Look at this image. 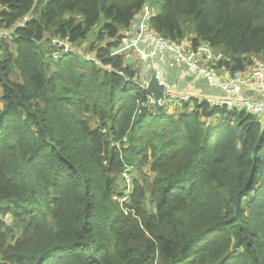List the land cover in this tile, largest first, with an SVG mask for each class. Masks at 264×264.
I'll use <instances>...</instances> for the list:
<instances>
[{"label": "trees", "instance_id": "16d2710c", "mask_svg": "<svg viewBox=\"0 0 264 264\" xmlns=\"http://www.w3.org/2000/svg\"><path fill=\"white\" fill-rule=\"evenodd\" d=\"M147 4L157 35L222 53L216 74L264 61V0H0V264H264L255 117L176 103L133 119L145 92L109 52ZM91 34L102 66L52 57Z\"/></svg>", "mask_w": 264, "mask_h": 264}, {"label": "built area", "instance_id": "2783aa9c", "mask_svg": "<svg viewBox=\"0 0 264 264\" xmlns=\"http://www.w3.org/2000/svg\"><path fill=\"white\" fill-rule=\"evenodd\" d=\"M154 16L149 4L145 5L139 19L134 20L127 30L125 39L121 45L111 50L110 56L126 57V66L138 68L149 66L152 74H155L159 84L164 86L160 97H155L148 90L149 80L141 81L144 99L136 101V109L133 119L145 110L167 109L176 103L202 106L208 105L211 109H226L230 111H245L255 117L261 129H264V61L255 59L253 64L244 72H226L218 69L216 74L214 64L222 59V53L211 47L199 44L195 47L190 42L178 43L166 39L151 31L150 23ZM27 20V19H26ZM21 22L19 26H22ZM13 31L0 29V39L10 41ZM55 50L52 53L54 59H60L61 55H80L85 61L102 66V62L90 53L85 54L68 38L53 40ZM1 55V51H0ZM160 63H168L170 67L180 65L194 71L205 81L209 87L218 88L222 94L219 96H206L196 91H182L173 88L172 84L162 78ZM106 68L111 69L110 66Z\"/></svg>", "mask_w": 264, "mask_h": 264}, {"label": "crops", "instance_id": "0c3cea01", "mask_svg": "<svg viewBox=\"0 0 264 264\" xmlns=\"http://www.w3.org/2000/svg\"><path fill=\"white\" fill-rule=\"evenodd\" d=\"M133 67L138 79L150 80L153 75L149 66L138 68V63H135ZM160 67L162 69V78L171 83L175 89L196 91L206 96H219L222 94L220 89L209 87L205 81H201V77L197 73L187 69V67H182L180 65L170 67L168 63H160ZM219 76H221V74Z\"/></svg>", "mask_w": 264, "mask_h": 264}, {"label": "rangeland", "instance_id": "374dc122", "mask_svg": "<svg viewBox=\"0 0 264 264\" xmlns=\"http://www.w3.org/2000/svg\"><path fill=\"white\" fill-rule=\"evenodd\" d=\"M151 6V5H150ZM151 11H153V7L151 6ZM152 31V30H151ZM153 32V31H152ZM94 40H95V36L93 35V34H91V35H89V37H88V43H85V44H78L77 45V47H79L81 50H82V52L83 53H85V54H88L89 52V50H90V46L92 45V42H94ZM100 45L102 46L103 45V43H100ZM120 45H121V42H120ZM119 45V46H120ZM88 46V47H87ZM118 46V47H119ZM117 48V47H116ZM112 50V49H111ZM111 50H110V52H109V56H110V54H111ZM100 60V59H99ZM139 81H140V83H142L141 81H143L142 79H138ZM151 110H154V109H151ZM173 114H174V112H173ZM124 141H126V140H124ZM150 166H151V164H149V165H147V167H145V169H144V172H146V173H148L149 175H151L152 176V174H151V171H150ZM125 180H126V183H130V180H131V176H130V174H129V172H127L126 174H125ZM124 198H119V201H122Z\"/></svg>", "mask_w": 264, "mask_h": 264}, {"label": "water", "instance_id": "95a60500", "mask_svg": "<svg viewBox=\"0 0 264 264\" xmlns=\"http://www.w3.org/2000/svg\"><path fill=\"white\" fill-rule=\"evenodd\" d=\"M148 90L154 94L155 97H160L164 91V86L159 84L155 74H153L148 82Z\"/></svg>", "mask_w": 264, "mask_h": 264}]
</instances>
